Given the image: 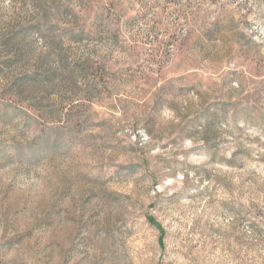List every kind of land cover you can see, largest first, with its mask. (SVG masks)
<instances>
[{
  "label": "rangeland",
  "instance_id": "obj_1",
  "mask_svg": "<svg viewBox=\"0 0 264 264\" xmlns=\"http://www.w3.org/2000/svg\"><path fill=\"white\" fill-rule=\"evenodd\" d=\"M0 264H264V0H0Z\"/></svg>",
  "mask_w": 264,
  "mask_h": 264
}]
</instances>
